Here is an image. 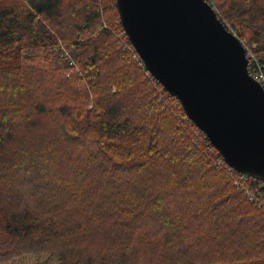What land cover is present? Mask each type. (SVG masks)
<instances>
[{
	"label": "trees",
	"instance_id": "obj_1",
	"mask_svg": "<svg viewBox=\"0 0 264 264\" xmlns=\"http://www.w3.org/2000/svg\"><path fill=\"white\" fill-rule=\"evenodd\" d=\"M206 1L264 74V0ZM134 54L115 0H0V264H264V181Z\"/></svg>",
	"mask_w": 264,
	"mask_h": 264
},
{
	"label": "water",
	"instance_id": "obj_2",
	"mask_svg": "<svg viewBox=\"0 0 264 264\" xmlns=\"http://www.w3.org/2000/svg\"><path fill=\"white\" fill-rule=\"evenodd\" d=\"M147 71L181 104L224 162L264 181V87L246 47L206 0H115Z\"/></svg>",
	"mask_w": 264,
	"mask_h": 264
},
{
	"label": "rangeland",
	"instance_id": "obj_3",
	"mask_svg": "<svg viewBox=\"0 0 264 264\" xmlns=\"http://www.w3.org/2000/svg\"><path fill=\"white\" fill-rule=\"evenodd\" d=\"M253 45H255V44H253ZM54 49L57 50V52L59 53V57L65 58L67 60L68 65H70V66H75L76 65L73 55L65 47L64 44H62V47H61L60 44L57 43V45L54 46ZM72 147H73L74 150H76L78 146L73 143ZM72 147L70 146L69 148H65L66 152L68 154L71 152ZM54 153L56 155H58L57 152H54ZM47 158H49L48 155H47ZM97 159H100V158L97 157ZM95 173L96 172L93 171V172H91V175H94ZM43 262H44V264H55V258L48 260L47 256H45V255H42L41 257H37V256H34V255H29V256L27 255V256H21V257H18V258H13L10 263H6V264H42Z\"/></svg>",
	"mask_w": 264,
	"mask_h": 264
},
{
	"label": "built area",
	"instance_id": "obj_4",
	"mask_svg": "<svg viewBox=\"0 0 264 264\" xmlns=\"http://www.w3.org/2000/svg\"><path fill=\"white\" fill-rule=\"evenodd\" d=\"M60 46L62 47V45H60ZM134 56L139 58V56L137 54H134ZM246 56H247V60H248L247 61V69H248L249 74L264 87V74L262 72V69L260 68V66L258 64L252 63L255 61V58L252 56V54L247 49H246ZM249 57L251 58V61H249ZM241 175H242V177L246 176L242 173H241ZM235 184H237V183L235 182ZM246 195L250 201L253 200V196L251 195V193L246 192Z\"/></svg>",
	"mask_w": 264,
	"mask_h": 264
}]
</instances>
